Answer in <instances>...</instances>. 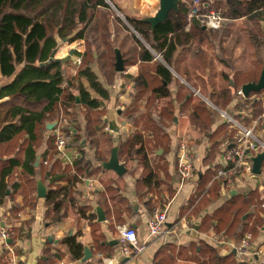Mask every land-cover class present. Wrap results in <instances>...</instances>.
I'll return each mask as SVG.
<instances>
[{
  "label": "trees",
  "instance_id": "trees-1",
  "mask_svg": "<svg viewBox=\"0 0 264 264\" xmlns=\"http://www.w3.org/2000/svg\"><path fill=\"white\" fill-rule=\"evenodd\" d=\"M110 1L125 16L134 30L131 34L128 27L122 26V21L113 12L117 25H121L123 31L133 41L134 55L126 59L127 67L138 65V74L135 78L127 74L134 84L135 92L132 95V104L124 113V120L133 125L136 131L127 138L121 139L118 146V157L127 169L126 175L135 176L139 173L136 179L137 193L139 196L145 192L150 193L146 205L152 214L156 199H158L157 194L162 193L163 186L166 187L170 197L175 195L171 184L173 177L167 161L173 142L166 130L167 127L177 124L175 120L177 119L176 99H178L173 97L172 93L176 80L174 75L154 54L160 55L168 66L179 73L174 64L178 50L190 47L197 41H204L212 31L194 25L190 31L186 32L189 8L184 2L180 3L178 12H172L166 22L152 30L144 17L129 15L114 3V0ZM202 1L209 4L208 0ZM217 4L224 7L223 3ZM227 4L229 8L224 15L234 21L252 16L259 11L264 13V0H228ZM110 8L106 0H0V82L1 78L11 79L10 83L0 87V100L10 98L9 101L0 104V152L10 150L11 146L21 141L17 153L12 151L6 154L5 152L0 153V207L8 198L9 186L13 191L11 199L19 195L23 196L27 202L29 195V198L36 203L39 200L36 178L43 176V172L48 177L60 172L66 175V185L47 184L44 181L50 189L44 199L45 222L49 226L60 224L69 217L71 211H75L78 219L92 222L94 227L99 225L94 222L97 217L96 214H92V209L87 204H82L80 198L82 194L77 186L83 184L86 179L98 177L105 170L103 164L111 158L114 149L113 136L103 130L105 121L102 115V103L110 100V94L91 67H80L84 61H87L84 57L76 75L72 77L67 75L65 69L67 63L51 59V57L54 52H57V38L69 39L71 43L83 40L87 29L95 23L100 29L101 17L97 16L98 9L108 12ZM109 29L116 32L119 27L115 29V26L112 27L110 23ZM125 45L126 40L119 45L123 56L129 54L123 49ZM263 68L264 64H262L258 78L247 81L246 84L258 83ZM227 82L228 87H222L220 93L211 94L209 97L214 104L219 103L226 107L232 97L237 95L238 90L233 89L236 84H231L230 79ZM73 88L77 89L80 103H77V95L71 93ZM262 94L264 91L252 92L250 96H261ZM184 97L185 100L179 102L181 116L187 112L189 106H192L193 109L189 113L191 123L211 143L209 154L204 160L206 166L209 167L218 149V140L229 131L226 126L214 130L213 126L216 122L211 109L204 103L192 105L196 97L191 90ZM156 101L159 105L155 107V111L153 108ZM78 106L86 109L84 136H82L80 126L75 127L65 119L67 116L75 117ZM141 108H145L146 112H142ZM238 108H247L253 113L254 118L261 116L264 111L261 100L247 101ZM61 112L63 119L60 118ZM203 113H208L207 120L201 119ZM56 120L59 124L54 131L62 129L71 133L73 136L71 145L76 144L81 148L84 147L82 141L86 140L90 150L95 151L94 162L86 159L82 154L73 165L63 164L55 147L53 131L47 139L44 158L40 166L35 167L38 151L47 133V124ZM263 124L264 122L260 125L261 129H263ZM161 150L162 154L157 155ZM152 156H155L154 159ZM4 157L7 158L4 159ZM43 161H48V165H44ZM135 163H137V168L130 169L129 165ZM18 170H21L20 175L26 186L16 183L10 185L6 182L7 178L13 177ZM211 177L210 168L200 176L198 197L190 198L188 207L183 209L184 212L191 209L192 213L199 215L208 211L206 209L210 205L220 200L218 184L214 183L207 189ZM30 188L31 193H27ZM106 192L107 194L102 193L103 199L100 206L106 211V215H109L111 210L107 208L108 198L124 204L126 199L117 197L118 190L114 189L111 184H106ZM201 196L203 197L198 202ZM15 208L18 211L22 210L18 205ZM261 209H264V192L260 193L256 190L248 195L230 196L218 209L212 213L207 212L200 229L215 230L218 233L226 231L228 238L235 237L236 241H241L246 233H251L253 238H257L260 234L258 230L264 226V211ZM13 210L15 209H12V214ZM128 210L131 209L128 208ZM119 211L120 208L117 205L114 206L115 214L120 217ZM247 213L249 216L247 220H244ZM253 217H255V223L249 227V219ZM94 231L96 232L97 228ZM61 242L67 247L71 260L76 262L82 260L85 246L78 241V234L67 235ZM94 242L97 250L103 248L116 250L118 247L107 244L104 236H97L95 233ZM219 252L204 242L179 247L170 243L158 251L156 260L159 261L155 264H168L169 261L174 263L175 260L197 264H248L237 262L234 254L221 257ZM46 256H50L49 249L46 250ZM49 260L52 261L51 258Z\"/></svg>",
  "mask_w": 264,
  "mask_h": 264
},
{
  "label": "crops",
  "instance_id": "crops-1",
  "mask_svg": "<svg viewBox=\"0 0 264 264\" xmlns=\"http://www.w3.org/2000/svg\"><path fill=\"white\" fill-rule=\"evenodd\" d=\"M134 1H135V5L133 7L139 13H142V15L145 14L146 16L144 18L154 16L159 9L158 0H150V1L134 0ZM208 1H209L208 7L211 8L214 3V0H208ZM218 1H221V0H218ZM181 2L188 3L186 0H181ZM225 6L227 7V5ZM260 21H261V24L264 25V17L261 18ZM154 55L156 56L157 54L155 53ZM55 58L57 60H62L60 56H56ZM175 62H176V59H174V64ZM162 64L166 66L175 77H177L180 81L186 84L191 90L199 91V93L201 94V97L209 101V98H206L202 95V93L204 92H202L201 87L197 81H195V83H197L198 86H195L194 84H191L189 81H187L188 80L187 78L189 76L187 71H185V73L182 75L180 72L178 73L174 68L168 66L164 60ZM232 69L236 71L234 67H232ZM137 71H138V67H137ZM234 71H233V77L230 76L231 84L233 83L236 84V81L235 80L233 81L234 75H236ZM223 72H225V74H229V73H226L228 72L226 70ZM127 74H130V73H126V75ZM253 75L254 74L246 75L244 78H242L241 86L237 90L242 89V87L246 85L247 81L255 80V76ZM10 81L11 79L1 78L0 87L3 84L10 83ZM117 84H119V81L117 82ZM205 89L209 90L210 92H213L212 87H205ZM233 89H235V86L233 87ZM195 97L197 98L199 96H195ZM258 97L261 98V101H263L262 98H264V94H262L261 96L258 95ZM9 100H10L9 97L3 100H0V104L5 103ZM210 103H212V101ZM235 103H238L237 106H242L244 105L245 102L238 99L237 95L235 94L231 102L225 108H228L232 110L233 112ZM180 106L181 104L176 103V116H177L176 122L177 124L174 126H176L178 129L179 127L177 125L182 119L180 117H183L181 116V113H180ZM238 109L241 110L242 108H238ZM77 116L78 117L76 119L74 117L73 119L69 120V122L75 126L76 125L80 126L82 129V136H84V128H85L86 121L84 117H82V115L79 114V112ZM185 118L187 117L185 116ZM109 120H106V123H107L106 125L109 128H113V130L115 131V135L122 136L123 130L129 131L130 128L132 127V125L128 123L127 121H122L121 124L117 123L116 121V124L118 125V127L117 126L114 127L113 125L110 124ZM50 123L52 122H49L48 124ZM58 124L56 125V127L58 126ZM218 126L219 125L215 123L213 127L217 128ZM263 129H264V124H263ZM53 131L54 130L49 131L47 129V133L45 134L43 144L38 151V154L41 156L40 164L43 160L42 158H44V152L47 149V139L49 138L50 134ZM180 132L183 134L184 133L187 134L186 131L180 130ZM118 138H119L118 136H115V140H117ZM190 139H191V144L194 145L195 148H198L207 138L203 136L201 143H196V142L193 143V138L191 136H190ZM82 145H84L83 148H81L79 145L73 144L71 145V148L68 150L67 156L70 160L73 161L72 164H74L78 159H80L82 154H84L86 159L92 162L95 161V156H96L95 151L90 150V148L87 146L86 140L82 141ZM118 146H119V142H118V145L115 147L118 148ZM172 151H173V146L171 148L170 154L167 157V161L169 162L170 173H171V176L173 177V181L171 182L172 189L173 191H175L176 183H177V176H176V171H175L174 154L172 153ZM157 155H159V152L157 153ZM6 158L7 157H4V159ZM61 162L65 165H72V164H69V162L67 163L64 159H62ZM20 171L21 170H18L14 174L13 177H10V178L8 177L6 182L10 185H13L14 183L24 184L22 180V176L20 175ZM138 176H139V173L136 174L135 176L127 174L124 177H120L114 171L104 170L98 177H92L91 179H86L84 180L83 184L81 185L79 184L77 186V189L82 194V196L80 197L82 204H87L90 207V209H92L91 211L92 214H96L97 219L94 222H97V223L99 222H98V216H97L96 211L98 207H101L100 205L103 199L102 193L107 194L106 184H111L113 185L114 189L118 190L117 197H122L126 199L125 200L126 203L124 204V203H118V200L112 201L110 198H108L107 208L111 210V212L109 215H106V219H107L106 222L99 223V225H96L95 227L92 222H89L85 219H78L77 217L78 215L75 211H71L69 217L65 219L62 223L49 226L44 220L46 208L44 205V199H41V198H39V201L37 202V205H36L37 208H35L36 210H34V212L32 213L33 217H30L31 215L29 214L30 212H26L25 211L26 209H23L26 204L23 196L17 195L15 199H11L10 196L12 195L13 191L11 187L9 186V189L7 191L8 198L5 200L4 205L0 207V231L2 229L8 230L10 232V237L6 242V245H4L0 239V264H46V263L56 264L57 262L62 261V260L66 261L68 264H102V260L99 257V255H103L105 257L108 255L112 257L117 252L118 247L116 250H111L110 248H103L101 250L100 249L97 250V246H95V242H94V233L97 236L98 235L104 236V240H106V243L109 244L112 241H116L118 237V233H119L118 232L119 228L131 227L136 231V234L139 237V239H142L143 237H145L147 233L146 222H147L148 217L151 215L149 211V207L146 205L150 198V193L145 192L141 196L138 195L137 189H136V179ZM65 177L66 175L60 172L56 173L55 175L51 177L44 175V172H43V176L36 178V181H37L36 185L38 187L39 181H41L43 184L45 181L47 184L49 183L56 184V185L61 184L64 186L66 185ZM44 185L46 186V184ZM46 188H47V193H48L50 189L47 186ZM165 192L167 193V191ZM87 194H89V197H87ZM13 196L15 195L13 194ZM37 196H38V192H37ZM174 197H172V199ZM220 200L210 205V209L208 211L212 213L213 211L218 209L221 206V204H223L227 199L223 201H220ZM181 201H182V205L180 207L176 206L175 207L176 209H174V211L170 213V222H169L168 227L173 229L174 224L179 219V216H180V220L178 222L181 221L182 217L187 218V221L185 223L187 227L182 228L183 223L179 224L177 226V230L175 233L170 231L164 234L163 236H161L160 238H158L157 240L151 241L148 244V249L142 255L138 257H134V258H127V261H125L124 259L123 264H155L156 262L159 261L158 259L156 260V255L158 251L162 247L170 243L176 244L179 247V246L188 245L190 243L204 242L207 245L213 247L212 245H210L208 240H212V236H213L212 233L215 230H201L200 229L203 217L207 214L208 211H205L203 214L200 213L199 215H194L191 209L188 212H186L187 210H185L184 212L183 209H186L188 206L185 204V201H186L185 198L182 197ZM175 202L176 200L174 199L172 209H173ZM17 205L20 208H22L21 212L17 215L20 219H18L17 222L12 224L9 222L12 220V217H13L11 216L12 209L15 208ZM116 205L120 208V211H119V213H121L120 217L116 215L114 212V206ZM128 208H130L131 210H128ZM102 210L104 211L103 208ZM247 216H249V214L245 215L243 219L244 220L247 219L248 218ZM30 218L33 219L32 223L31 221H28L30 220ZM215 223L216 222H214V224ZM95 228H97L96 232L94 231ZM223 232L226 233V231H222L221 233ZM77 234H78V241L82 243L85 247H88L93 253L92 258L86 263H81V262H76V261L71 260L67 247L61 242L65 238V236L67 235L75 236ZM12 235H13V239H11ZM232 239H235V237H232ZM9 241L10 243H8ZM115 246L117 245H114L112 247H115ZM47 249H49L50 256H46ZM216 250L220 251L219 255L221 257L228 256L225 253V251L221 253L220 249H216ZM50 258L52 259L51 262L49 260ZM176 263L196 264L193 262L182 261V260H177Z\"/></svg>",
  "mask_w": 264,
  "mask_h": 264
},
{
  "label": "rangeland",
  "instance_id": "rangeland-1",
  "mask_svg": "<svg viewBox=\"0 0 264 264\" xmlns=\"http://www.w3.org/2000/svg\"><path fill=\"white\" fill-rule=\"evenodd\" d=\"M186 1L188 2L186 3L188 7L191 0H186ZM110 3L115 7V5L111 1ZM114 3H116L119 7H122L124 12L127 11L129 15H135L141 17L146 16L145 14L142 15V13H139L133 7L135 5L134 0H114ZM217 3L220 4L223 3L222 5H224V7L222 8ZM225 5H227V7ZM228 8L229 7L227 4V0H221V1L214 0L212 9H218L224 13L228 10ZM110 9H111L109 10L110 12L109 11L107 12L104 9H98L97 16L101 17L100 29H98L97 27L99 25L95 23L93 26H91L90 29H87V31L85 32V38L83 40H76L71 43L69 39L62 40L57 38L58 48H57L56 56H60L62 58V61L67 63L65 69L67 70V75L69 77L76 75L78 71L79 66H75L73 64V60H75L78 57L81 58L84 57L85 59H87V61H84L82 66H80L81 68H83V66L91 67L97 73L98 77H100L103 87H105V89L108 90L109 94H111L110 100L107 103L106 102L102 103L103 106L102 115H103V120L105 121L104 122L105 126L103 127V130L106 133L107 132L111 133V135L113 136V143L115 147L118 145V142L120 143L121 139L127 138L132 132L136 131V128L132 125L129 131L123 130L122 136L115 135V131L113 130V128H110L108 131H106V129L108 128V126L106 125L107 124L106 120L110 119L109 122L114 127L116 126L118 127L116 121L117 123L120 124L122 121H125L124 113L127 111V107L130 104H132V95L135 92L132 86L134 84L132 83L131 79L127 77L126 73H130V75L134 76L135 78V76L138 74L137 71L138 65L127 67L126 59L134 55V53L132 52L134 45H133V41L128 36V34L125 31H123L121 25L122 26L126 25L128 29L131 31L130 32L131 34L134 33V30L125 19V16L122 13H120V11L117 8L116 9L118 10L119 13L116 12L114 9H112V7ZM113 12L122 21V24L120 26L117 25V23L115 22V17L113 16ZM263 15L264 13L259 11L252 16H248L246 18L239 19L236 21L230 18H226L223 27L220 31L210 32L209 36L202 42L197 41L195 44H193L190 47L180 48L175 58L176 68L182 75L185 73V71H187L189 75L187 78L188 81L191 84H194L195 86H198L199 84L202 92H204L202 93V95L206 98H209L211 94L220 93L221 92L220 89L222 87H228L227 80L230 79V76L233 77L234 70L232 69V67H234V69L236 70L234 71L236 75H234V79H233L236 81V86H235L236 90L240 88L242 78H244L246 75L254 74L253 76H255V80H256L261 72L262 64H264V25H262L260 21L261 18H263ZM110 23H112V27L115 26V29L119 27L118 31H116L117 33L115 31H110L111 29V26L109 29ZM96 28L98 31L96 30ZM124 39L126 40V45L123 49L125 51L127 50V53H129L124 56L122 54L123 59L125 61L124 65L127 68V70L125 71V73H118L115 70V63H116L115 52L116 50H119V45L121 42L125 41ZM146 46L148 47V45ZM71 52H73L72 55ZM158 60L163 63V59L161 56ZM225 70L228 71L226 73L229 74H225V72H223ZM175 79H176L175 83L173 84L172 87V93H173V97L178 98L176 99V102L180 104L179 102L185 100L184 97L185 94H187V92L191 89L182 81H180L177 77H175ZM118 81L119 84H117ZM195 81H197L198 84L195 83ZM205 87H212L213 92H210L209 90L205 89ZM76 88H73L71 90V93L76 94L78 97V92ZM191 91L193 92L194 90ZM232 91L233 93H235L234 90ZM93 96L95 97V94ZM209 101L211 102L210 98ZM195 103L206 104L208 108L211 109L216 124L220 125L225 121L220 116L219 111L213 109V107L210 106V104L204 98L202 97L195 98L191 104L193 105ZM158 105L159 103L158 101H156V104L153 109H155V107ZM213 105L221 110L232 112V110L225 108V106L219 105V103L216 104L213 103ZM192 109H193L192 106L188 107L187 112L183 115V117H180L182 119L180 120L177 126L181 131H186L187 135L193 138V143L194 142L200 143L204 135L202 134L201 131H199L196 127L193 126V124L189 119L190 116L189 113H191ZM141 111L146 112L145 108H141ZM78 112L85 119L86 109L78 106L76 108L75 119L78 117L77 116ZM207 115L208 113L207 114L203 113V115L201 114V119L207 120L208 117ZM93 116H96V114H93ZM185 116L187 118H185ZM60 118L63 119L62 112ZM73 118L74 117L72 116L70 117L67 116L65 119L69 121ZM77 126L78 125H76L75 127ZM115 136H118L119 138L115 140ZM20 142L15 143L13 146H11L10 150H2V152L0 153L5 152L4 154H6V153H11V151L17 153ZM154 157L155 156H152V159H154ZM197 165L198 166L203 165V158L197 162ZM136 166L137 163H135L134 165H129V168L135 169ZM263 168H264V163H263ZM138 169H140V167ZM161 191L162 193L157 194L158 199H156L155 206L157 205L163 206L165 203H168L170 200H172V197H170V195L165 192L166 187L163 186L161 188ZM27 193H31V188L28 189ZM181 199H182L181 197L175 199L176 202L174 203L171 212H173L174 209H176L175 208L176 206L180 207L182 205ZM38 201L39 200H37V202ZM37 202L35 203L34 200L29 198V195L27 196V202L23 209H26L25 210L26 212H30L29 213L31 214L30 217H33L32 213L34 212V210H36L35 208H37L36 206ZM14 209L15 210H13V214L11 215L13 216L12 220L9 221L12 224L17 222L18 219H20L17 215L21 212L18 211L17 208ZM209 209L210 206L206 210ZM261 210L264 211V209ZM31 219L32 218H30V220L28 221H31L32 223L33 219L32 220ZM254 223H255V217L249 219L248 226L251 227L253 226ZM263 227L264 226H261L260 228L262 229ZM258 232H260V230H258ZM175 246L177 245L175 244ZM176 261L177 260H175V263H171L169 261L168 264H178L176 263Z\"/></svg>",
  "mask_w": 264,
  "mask_h": 264
},
{
  "label": "built area",
  "instance_id": "built-area-1",
  "mask_svg": "<svg viewBox=\"0 0 264 264\" xmlns=\"http://www.w3.org/2000/svg\"><path fill=\"white\" fill-rule=\"evenodd\" d=\"M208 6V3H204L202 0H191L188 5L186 31H189L194 25L212 32L222 29L226 20L224 13ZM81 63V57L73 60L75 66H80ZM193 92L195 96L201 97L199 91L194 90ZM237 97L244 102L261 100L257 95L245 97L242 89L238 90ZM262 100L264 107V98ZM238 103H235L232 113L221 110L211 103L213 109L219 111L220 116L225 120L219 126H226L229 133L218 140V149L214 155L213 163L209 167L204 162L211 148L209 139H206L198 148H195L191 144L190 137L185 133H181L176 126H171L166 130L173 142L172 153L174 154L177 176L175 197L163 206L157 205L154 208L153 213L147 219V233L142 239H139L136 231L131 227L119 228L116 239L117 252L112 257L99 255L102 264H123L124 259L142 255L148 249V244L151 241L157 240L167 232L172 231L175 233L179 224L183 223L182 228L187 227L185 224L186 217H182L181 221L178 222L180 216L173 229L168 227L174 199L183 196L186 200L185 204L188 206L191 197H198V181L200 176L205 174L209 168L212 177L207 189L214 183L218 184L220 201L232 196L233 191L242 195H248L256 190L260 193L264 192V161L261 166V173H254L255 159L264 153V129L260 128L261 123L264 122V111L261 116L254 118L253 113L247 108L239 110ZM217 128H214V130ZM109 129L108 127L106 131ZM53 135L56 150L60 154V160L64 159L67 163L72 164L73 161L67 156L73 141L72 134L62 129H56ZM202 158L203 165L198 166L197 162ZM43 164L48 165V161H43ZM87 197H89V194H87ZM202 197L198 198V202ZM212 235V240H208L210 245L215 249H220L221 253L225 251L227 255L234 254L237 262L264 264V227L260 229L257 238H253L251 233H246L241 241L228 238L225 232L217 233L214 231ZM9 237L10 232L8 230L2 229L0 231V239L4 245H6ZM56 264L68 263L62 260Z\"/></svg>",
  "mask_w": 264,
  "mask_h": 264
},
{
  "label": "water",
  "instance_id": "water-1",
  "mask_svg": "<svg viewBox=\"0 0 264 264\" xmlns=\"http://www.w3.org/2000/svg\"><path fill=\"white\" fill-rule=\"evenodd\" d=\"M158 1H159V9L156 12V14L152 17H148V18L144 19L148 24L151 25L152 30H155V28L157 26L166 22L172 12H178L179 11V5L181 3V0H158ZM106 2L110 5V7H112V9H114L116 12H118V10L110 3L109 0H106ZM203 29L206 30V28H203ZM72 54H73V52H71V55ZM115 55H116V63H115L116 72L125 73V70H126L125 65H124L125 61L123 59L122 53L120 52V50H116ZM55 57H56V52L53 53L51 59H56ZM156 57L160 58V56H158V55H156ZM260 91H264V68H263V71H262V74H261V77H260V80L258 83H250V84H246L242 87V92H243L245 97H248L250 95V93H252V92H260ZM205 100L211 105V103L207 99H205ZM77 103H80V97H77ZM175 121H177V119ZM57 124H58V121H56L54 123H50L47 125V129L49 131H52V130H54V128L56 127ZM161 153H162V150L159 152V154H161ZM40 161H41V156L37 155L36 161H35V167H38L40 165ZM263 161H264V153L260 154L255 159V166H254V173L255 174L261 173V166H262ZM103 167L105 170L114 171L120 177L125 176L127 173V169L124 166V164L120 163V160L118 157V148L117 147H115L113 149L110 160L107 163L103 164ZM37 192H38L39 198L45 199L47 197V188L41 181L38 182ZM237 194L238 193L236 191L232 192V196H235ZM96 213L98 216V222L99 223L106 222V220H107L106 214L102 210L101 207L97 208ZM50 240H51V238H50ZM8 243H10V241ZM110 245L111 246L117 245V241H112L110 243ZM92 256H93L92 251L88 247H85L84 257L82 258V260L80 262L86 263L87 261H89L92 258ZM125 261H127V259H125Z\"/></svg>",
  "mask_w": 264,
  "mask_h": 264
}]
</instances>
